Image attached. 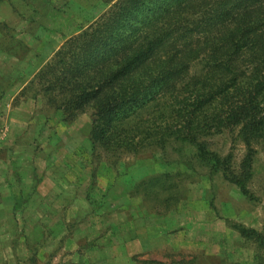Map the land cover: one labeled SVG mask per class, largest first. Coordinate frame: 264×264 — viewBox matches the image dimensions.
<instances>
[{
    "label": "rangeland",
    "instance_id": "374dc122",
    "mask_svg": "<svg viewBox=\"0 0 264 264\" xmlns=\"http://www.w3.org/2000/svg\"><path fill=\"white\" fill-rule=\"evenodd\" d=\"M113 1L0 0V264H264L235 227L264 229V149L250 199L191 146L105 153L32 82ZM209 140L238 170L237 131Z\"/></svg>",
    "mask_w": 264,
    "mask_h": 264
},
{
    "label": "trees",
    "instance_id": "16d2710c",
    "mask_svg": "<svg viewBox=\"0 0 264 264\" xmlns=\"http://www.w3.org/2000/svg\"><path fill=\"white\" fill-rule=\"evenodd\" d=\"M32 82L65 120L88 113L90 139L105 153L191 146L202 165L254 199L253 166L264 149V0H114ZM224 130L245 144L238 170L232 153L210 146ZM235 227L264 260V229Z\"/></svg>",
    "mask_w": 264,
    "mask_h": 264
}]
</instances>
